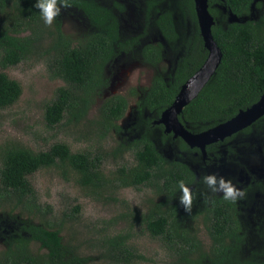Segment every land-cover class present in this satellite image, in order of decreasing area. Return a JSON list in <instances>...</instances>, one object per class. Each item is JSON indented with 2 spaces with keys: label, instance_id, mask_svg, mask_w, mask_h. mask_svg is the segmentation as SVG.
Returning a JSON list of instances; mask_svg holds the SVG:
<instances>
[{
  "label": "trees",
  "instance_id": "obj_1",
  "mask_svg": "<svg viewBox=\"0 0 264 264\" xmlns=\"http://www.w3.org/2000/svg\"><path fill=\"white\" fill-rule=\"evenodd\" d=\"M164 1L146 0L147 21L143 32L125 39L121 35V25L110 8L97 0H70L95 22L90 23L87 32L77 37L63 31L59 15L51 25L44 24L39 9L33 7L35 0H0L1 68L6 69L38 54L47 62L51 76L65 81L57 89L54 100L46 106L44 117L49 127L59 124L67 113L70 121L80 123L88 116L95 97L102 95L98 115L91 121L87 133L92 132L96 138L94 151L74 152L63 141L38 151L18 142L0 146V190L1 195L7 198L3 201H12V195H15L17 205L43 213L44 208L38 202L29 179L42 168H55L65 179L73 178L81 187L90 189L97 200H118L117 196H111L121 187H132L138 191L149 188L165 200L154 202L152 198L147 210L121 212L113 221L118 223L124 218L139 220L152 237L161 239L173 250L169 264H208L206 258L209 255L214 264L231 261L236 264H264V246L261 251L254 252L250 260L233 258L235 253L232 250L244 241L246 231L236 218L235 203L225 201L222 194L210 193L201 180L204 174L214 173V167L219 168L223 164L219 160L222 156L215 153L214 144L207 146L209 159L204 161L199 148H190L179 139L181 150L198 153L191 157V164L180 155L169 159L163 153L165 143L172 144L177 140L170 139L171 136L163 131V125L154 124L153 120L173 103L181 85L208 56L198 27L194 0H180V8L188 10L194 18L195 28L192 37H189V44L182 37V29L176 22L178 15L174 9L163 7ZM255 1L209 0L210 12L215 17L212 33L223 57L210 81L179 114L180 120L192 132H202L229 120L264 94V11L258 17L253 15L254 7L261 6V1ZM230 10L241 20H246L231 21ZM151 26L157 28L167 45L178 51L187 50L172 74L158 73L153 76L150 86L139 91L132 90V95L136 97L137 118L135 125L129 129L132 138L128 141L125 137L108 152L98 141L121 130L118 121L128 111L130 101L123 93L104 94L109 84L106 67L122 52H130L132 47H140L143 61L159 64L164 52L163 43L142 42ZM21 93L20 82L1 71L0 110L17 102ZM263 123L264 117L256 121L254 128ZM251 130L254 129L246 131ZM135 133L138 135L135 136ZM85 137L88 138V135ZM109 153L115 161L131 153L133 160L130 164L119 162L113 174L108 176L104 164ZM193 165H198L199 177ZM179 180H184L193 190L192 206H196V211L192 214L186 213L179 202ZM106 192L110 194L102 196ZM78 209L75 211L78 212ZM199 217H202L200 224L204 225L212 240L208 252L203 251L197 224ZM24 228L28 238H18L15 248L9 247L0 255V264H88L90 258L81 254L75 246L65 243L60 230L49 221L45 225L27 222ZM133 236L130 229L113 234L103 232L98 247H103L107 255L123 264H134L144 256L129 243ZM28 240L40 242L48 249L47 254L33 255ZM193 254L197 256L191 258Z\"/></svg>",
  "mask_w": 264,
  "mask_h": 264
},
{
  "label": "rangeland",
  "instance_id": "obj_2",
  "mask_svg": "<svg viewBox=\"0 0 264 264\" xmlns=\"http://www.w3.org/2000/svg\"><path fill=\"white\" fill-rule=\"evenodd\" d=\"M257 1H261V6L254 7L253 15L255 17L264 11V0L255 2ZM98 2L111 7L119 16L121 35L125 39H131L143 32L144 24L147 21L145 0H98ZM162 6L174 9L173 11L178 15L176 22L182 29V37L189 44V37H192L195 28L191 13L180 8V0H165ZM59 16L63 20V31L74 37L84 34L91 27L87 18L72 7H61ZM149 41L161 42L164 45L160 64L152 65L143 61L140 47H132L130 52L127 54L122 52L106 67L109 84L104 94L109 96L114 93H123L129 97L130 101L128 111L119 121L121 130L98 141L102 148L108 152H111L115 145L125 137L128 141L132 138L129 129L135 125L137 120L136 97L132 95V90L139 91L141 88L150 86L153 76L158 73L172 74L187 50L184 48L178 51L167 45L165 38L155 26L150 27L142 42ZM179 43L180 40L177 44ZM5 71L12 79L20 82L22 93L17 102L0 110V146L7 142H18L38 151L48 149L54 142L63 141L68 143L74 152L86 149L94 151V147L97 145L96 138L92 132L87 133L91 121L98 115L102 95L95 97L88 116L80 123L70 121V116L67 113L59 124L49 127L44 117L46 106L54 100L57 89L64 85L65 81L61 78H53L48 70L47 62L38 54L29 60L6 68ZM148 114L150 113L148 112ZM87 135L88 138L85 137ZM235 143L248 158L249 172L253 171L258 178L259 176L264 178V123L251 133L238 136ZM163 153L169 159L183 155L184 159L190 160L191 157L198 155L197 152L180 150L178 141L172 144L165 143ZM132 160L131 153H126L124 158H117V161L109 153L105 159L104 171L109 176L115 171L119 162L130 164ZM1 166L0 158V168ZM193 166L199 177L198 165ZM219 172L222 174L223 170L219 169ZM29 179L44 212L36 213L34 210L23 207L22 204L17 205L18 201H16L15 195H12V201L4 202L3 200L7 198L1 195L0 190V255L9 247L15 248L19 242L18 238L22 236L25 240L28 238L24 228L27 222L45 225L49 221L55 229L60 230L65 243L75 246L81 254L90 258L88 264H123L107 255L103 247H98V243L103 232L113 234L127 229H130L134 234L129 243L134 245L144 256V258L137 259L134 264H169L172 260L173 250L161 239L152 237L139 220L130 218L131 221H129L124 218L118 223L113 221L121 212L147 210L152 198L154 202L165 200L154 190L145 188L138 191L132 187H121L115 195L111 196H117L118 200H105V198L97 200L90 189L81 187L73 178L65 179L55 168H42L30 175ZM109 194L106 192L102 196ZM247 195L248 200L245 204L243 219L246 230L245 238L238 248L232 250L235 253L234 260L238 261L252 259L254 252L261 251L260 249L264 246V191L255 187L248 190ZM49 206H51V210H48ZM76 209L78 212L75 211ZM193 210L194 206L191 207L190 212ZM198 231L203 240V251L208 252L211 247V237L202 225L199 226ZM27 244L33 255L47 254L48 249L42 247L40 242L28 240ZM196 256L197 254H193L191 258ZM206 259L208 264H214L211 255ZM223 264L236 263L231 261Z\"/></svg>",
  "mask_w": 264,
  "mask_h": 264
},
{
  "label": "water",
  "instance_id": "obj_3",
  "mask_svg": "<svg viewBox=\"0 0 264 264\" xmlns=\"http://www.w3.org/2000/svg\"><path fill=\"white\" fill-rule=\"evenodd\" d=\"M194 5L201 35L208 50V56L204 63L181 85L173 103L162 112L158 122L164 125L166 132H173L174 137H181L190 147L199 148L203 158H205L209 144L231 136L264 116V94L250 107L241 109L234 117L205 131L192 132L181 122L179 114L187 104L199 95L210 81L223 57L222 49L212 33L215 17L210 12L209 0H194ZM229 19L231 21L246 20V18L241 20L232 10L229 11Z\"/></svg>",
  "mask_w": 264,
  "mask_h": 264
},
{
  "label": "flooded vegetation",
  "instance_id": "obj_4",
  "mask_svg": "<svg viewBox=\"0 0 264 264\" xmlns=\"http://www.w3.org/2000/svg\"><path fill=\"white\" fill-rule=\"evenodd\" d=\"M97 2H98V0H97ZM100 4H102V3H100ZM102 5H104V4H102ZM104 6H106V5H104ZM70 7L77 9L79 12H81V14H83V16L85 18H87L89 23H95L89 18V16L83 10L79 9L77 6L70 3ZM106 7H108V6H106ZM109 8H110L111 13L117 19V22L120 23L119 16L113 11V9L111 7H109ZM145 8H146V4H145ZM61 23H63L62 19H61ZM108 23H110V22H108ZM1 71H5V69H2L0 66V72ZM147 114H148V112H147ZM148 115L151 116V113ZM160 117H161V115H160ZM263 117L260 119H263ZM159 118L154 119L153 123L154 124H162V123L158 122ZM119 121H118V123H119ZM182 123H184V122H182ZM255 123H253L252 125L232 134L231 136L226 137L223 140L211 143V144H214V146H215V153L220 154L222 156L219 160H221V162H223L221 167H219V168L214 167V173H216L218 176H224L225 178L231 179L233 181V183L236 185V187H238L244 193V196L242 198H240L234 202L235 203L236 218L240 222V225L243 227V229H244L243 219H244V215H245L244 209H245V204L248 200V195H247L248 190H250L251 188L257 187V188H260L262 191H264V178H262L260 176L258 178L257 174L253 173V171H252L253 174L249 172V170H248V158L245 155V153H243L242 150L239 149V147H237L235 140L238 138V136H241V134L251 133L252 130L251 131H246V130L248 128L255 129L254 128ZM119 125H120V123H119ZM163 127H164V125H163ZM163 129H164L163 131L165 133H167L171 136L170 139L177 140L178 142H180L179 139L183 140L181 137H174L173 132H170V133L166 132L165 127ZM190 148H192V147H190ZM194 148H197V147H194ZM121 158H124V157H121ZM182 159H184L183 155H182ZM207 159H209L208 153H207V156L205 158H203V160L206 161ZM215 159H216V156H215ZM185 161H187L188 163L191 164V161L189 159L188 160L185 159ZM219 169L223 170L222 174H220ZM193 211H196V206L194 207ZM186 213L192 214L193 212L189 211ZM201 218L202 217L197 218L198 229H199L200 225H202L204 227V225L202 223L200 224Z\"/></svg>",
  "mask_w": 264,
  "mask_h": 264
},
{
  "label": "clouds",
  "instance_id": "obj_5",
  "mask_svg": "<svg viewBox=\"0 0 264 264\" xmlns=\"http://www.w3.org/2000/svg\"><path fill=\"white\" fill-rule=\"evenodd\" d=\"M33 7L39 9L43 23L51 25L60 14L61 7H70V0H35ZM201 180L210 193L222 194L225 201L235 202L244 196L243 191L236 187L231 179L218 176L216 173H206L201 177ZM178 186L180 189L179 202L184 210L189 212L193 202V190L186 185L184 180H179Z\"/></svg>",
  "mask_w": 264,
  "mask_h": 264
}]
</instances>
